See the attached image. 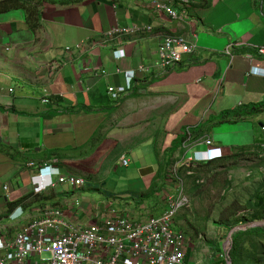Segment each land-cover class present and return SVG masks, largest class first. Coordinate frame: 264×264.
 I'll return each mask as SVG.
<instances>
[{
	"label": "crops",
	"instance_id": "obj_1",
	"mask_svg": "<svg viewBox=\"0 0 264 264\" xmlns=\"http://www.w3.org/2000/svg\"><path fill=\"white\" fill-rule=\"evenodd\" d=\"M57 1L37 6L34 29L24 8L0 11V213L8 210V202L27 197L10 207V213L28 218L38 212L39 203L57 202L72 220L87 222L97 210L90 202L93 193L87 190L93 177L106 181L91 188L100 192H145L157 185V191L165 193L171 184L165 175H173L172 163L193 150L205 149L207 137L225 156L261 153L264 109L236 120L219 116L227 110L264 105V53L260 51L264 49V0H192L197 21L190 23L173 21L154 10L149 0ZM174 6L180 13L186 11ZM117 25L151 29L114 35L100 43L102 35ZM168 33H195L197 49L183 64L162 72L158 47ZM79 43L82 48H76ZM140 66L149 70L140 71ZM252 67L259 69L254 72ZM127 70L135 71L132 89L112 100L107 86L125 85ZM144 85H148L146 91ZM146 96L157 98V119L165 118L163 128L146 135L143 128L114 126L117 106L125 98L128 104L131 100L142 104ZM112 104L111 111L85 110ZM100 127L105 132L102 142L90 153L83 151ZM185 131L201 135L193 139L190 132L182 146L172 150L173 141ZM12 151L16 158L10 156ZM49 160H56L52 165L63 173L85 179L81 209L71 212L73 195L65 185L50 189L44 197L34 192L32 176L37 169L28 163ZM49 195L52 198L45 200ZM111 197L116 196L101 203V213L113 205L127 206ZM5 219L4 224L13 225L9 217Z\"/></svg>",
	"mask_w": 264,
	"mask_h": 264
},
{
	"label": "built area",
	"instance_id": "obj_2",
	"mask_svg": "<svg viewBox=\"0 0 264 264\" xmlns=\"http://www.w3.org/2000/svg\"><path fill=\"white\" fill-rule=\"evenodd\" d=\"M175 3L186 11L180 13ZM149 5L173 21H197L191 11L192 0H149ZM150 29L151 26L117 25L102 35L103 39L100 38L99 42L105 44L114 35L137 34ZM195 38V33L163 35L158 47L159 69L167 72L174 65L185 61L197 49ZM82 47L81 43L76 45V48ZM260 51L264 53L263 48ZM139 69L149 70L143 66ZM258 69L251 68L254 72ZM125 76V85L107 86V94L112 100H118L131 91L135 71L127 70ZM203 143L205 149L193 150L192 155H186L174 163L175 166L172 165L173 175L167 177L171 184L160 198L164 204L160 214L143 213L131 206L119 208L113 205L107 208L105 214L97 207L90 221L78 222L68 217L66 211L58 205H43L38 212L28 214V218L22 213L12 212L8 217L13 225L0 223V264H189L186 254L188 237L182 229L176 228L179 211L190 206L183 192L179 166L182 163L189 166L191 162H207L225 156L224 150L216 146L210 137L203 139ZM259 146L264 153V141ZM184 147L188 148L189 145L185 143ZM121 160L124 165L128 164L124 155ZM55 161L28 163L37 169V174L32 176L35 193H45L59 185L75 187L85 183L83 176L63 173L54 167L52 162ZM81 204L80 199H71V212L81 208Z\"/></svg>",
	"mask_w": 264,
	"mask_h": 264
},
{
	"label": "rangeland",
	"instance_id": "obj_3",
	"mask_svg": "<svg viewBox=\"0 0 264 264\" xmlns=\"http://www.w3.org/2000/svg\"><path fill=\"white\" fill-rule=\"evenodd\" d=\"M146 97L142 104L137 100H131L128 104L126 98L125 101H120L121 103L117 106L118 110H116L118 121L114 126L119 124V129L143 128L146 135L156 134L157 127L158 129L163 128L164 116L162 115L164 119L161 121L157 119L159 114L157 98L150 100L151 97ZM124 102H126L125 105ZM127 109L128 112H125ZM129 114L130 116H128ZM110 124L113 125L111 120ZM192 154L193 152L190 155ZM180 156L181 154L178 157ZM231 156H226L228 158L218 164L197 165L194 170H181L184 165L188 166L183 163L179 166L183 192L189 199L190 206L181 208L177 215L178 219L176 217V226L182 229L188 237L189 246L186 254L189 264H213L211 261L213 257L228 259L226 241L229 232L227 228L249 227L258 221L264 222V219H261L264 217V209L255 207L257 202L255 195H261L264 192V153L262 151L260 154L247 152L235 158ZM179 160L181 159L179 158ZM197 163L200 162L197 161ZM172 165L175 166L173 163ZM101 176L104 177V175ZM90 182V189L87 190L93 193L92 200H90L93 208L100 207L101 203L109 199L108 197L112 194L116 197H111V199H117L119 202H123L121 204H127V206L138 210L144 211L148 207L147 211L157 214L164 208L160 199L162 191H156L154 195L147 196L138 202L140 196L147 191L127 189L126 191L129 193L121 196L126 191L107 189L106 192L103 190L100 192L91 189L96 186L100 187L102 183L106 182L102 179L93 177ZM84 185L85 183L75 187L65 185L72 191L71 199L78 198L81 202L83 201L81 198L83 193L80 190ZM156 202L157 207H153V203ZM48 205L51 203L46 206ZM2 222L4 221L0 223ZM214 242L216 245L213 248ZM238 242L240 264H264V234L260 236L243 234L239 237ZM229 245L231 246V243Z\"/></svg>",
	"mask_w": 264,
	"mask_h": 264
},
{
	"label": "trees",
	"instance_id": "obj_4",
	"mask_svg": "<svg viewBox=\"0 0 264 264\" xmlns=\"http://www.w3.org/2000/svg\"><path fill=\"white\" fill-rule=\"evenodd\" d=\"M44 1H52L54 3L58 2L57 0H4L2 3V6H0V11H4V10L11 9V8H16V7L24 8L26 10V14H27L26 18H27L29 24L31 25V27L34 29L38 26V23L34 22V20L38 21L37 6L42 4ZM26 3H30L32 6H28ZM183 63H184V61L180 62L178 64H183ZM153 80L154 79L152 78L150 81H148V83L150 84ZM147 86L148 85H144L145 91L147 90ZM134 92H136V89L134 90ZM114 106H113V104L106 107V108L105 107L92 108V107L88 106L85 108V110H86V112H102L105 110L111 111L114 108ZM263 109H264V105H251L249 108H243V110L242 109H233V110L224 111L223 113H221L219 118H224L226 116L231 115L236 120L237 118H241L244 116H248V115L257 113ZM65 111H70V109L69 110L65 109ZM61 112H64V111L62 110ZM197 131H199V130H197ZM190 132H191V134L194 135L193 139H196L197 137H199L201 135V134L195 135L192 131H190ZM190 132L188 131V133H187V131H185L183 135H178L175 139L177 141H175V140L173 141L172 150H176V148H178L179 146H182V144L185 142L186 138L189 137ZM104 137H105V132H103L102 127H100L97 131H95L92 134L90 140L88 141V143L86 144V146L82 150L83 151L86 150L88 153L94 151L99 146V144L102 142ZM190 139L191 138H189L188 141H190ZM51 151L55 152V153L59 152V150H51ZM245 153H247V152H245ZM242 154L243 153H237L231 157L235 158L238 156H242ZM10 156L16 158V156L13 154V151L10 154ZM54 156H58V155H52L50 157L52 158ZM224 157L225 158L221 157V159L217 158L214 160H210V161L203 162V163L200 162L197 164H196V162H191V164L189 166L184 165L183 167H181V170H194V167H197V165L210 166V165L218 164L221 161L228 158L226 156H224ZM155 187H156V189H155ZM156 191H157V185H155L151 190H149L146 193H144L143 195H141L138 202L144 200L147 196L154 195V193ZM40 195L42 197H44L46 194L41 193ZM255 197L257 198V202L255 203V207L264 209V192L261 195L256 194ZM51 198H52V195H49V196H46L45 200L51 199ZM26 199H27V197H23L16 202H8V207H9L8 210L3 212V213H0V222L3 221L5 218H6L5 220H8V216L10 214L11 208H13L17 204H22ZM47 203L48 202L39 203V206L46 205ZM51 204L56 205L57 202H52ZM178 217H177V219H178ZM261 219H264V217ZM176 228H179V227H176ZM227 229H228L229 234H228V239H227L226 243H228L227 250H228V257L229 258L225 259L223 257H218V258L213 257L211 259L213 264H229V263L240 264V261L238 259V247H239L238 239H239V237L243 234H257L258 236L263 235L264 234V222L258 221L249 227L239 226V227H235V228L234 227L233 228L228 227ZM229 243H231V246L229 245ZM214 245H216V242H214V244L212 245L213 248H214Z\"/></svg>",
	"mask_w": 264,
	"mask_h": 264
},
{
	"label": "water",
	"instance_id": "obj_5",
	"mask_svg": "<svg viewBox=\"0 0 264 264\" xmlns=\"http://www.w3.org/2000/svg\"><path fill=\"white\" fill-rule=\"evenodd\" d=\"M229 264H231V263H229Z\"/></svg>",
	"mask_w": 264,
	"mask_h": 264
}]
</instances>
